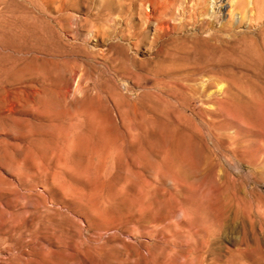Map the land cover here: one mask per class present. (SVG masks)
I'll use <instances>...</instances> for the list:
<instances>
[{"label": "rangeland", "instance_id": "obj_1", "mask_svg": "<svg viewBox=\"0 0 264 264\" xmlns=\"http://www.w3.org/2000/svg\"><path fill=\"white\" fill-rule=\"evenodd\" d=\"M148 1L0 0V264H264V1Z\"/></svg>", "mask_w": 264, "mask_h": 264}, {"label": "bare ground", "instance_id": "obj_2", "mask_svg": "<svg viewBox=\"0 0 264 264\" xmlns=\"http://www.w3.org/2000/svg\"><path fill=\"white\" fill-rule=\"evenodd\" d=\"M188 1H190V0H179V2H175V0H149L148 1L154 7L155 12H148L147 11L146 17H145V23L147 25L151 24V25L154 26V31H153L154 40H155V38H157L160 35V33L162 34L164 32H169V31H171L173 29H176V28H184V27H191V28L201 29V27H204V25H206V24H208L210 22V21H208V20H206L205 18L202 17V13L205 11L204 10L205 9L204 0H191V3H192V7L191 8H192V10H191V12L187 13L186 12V7H187ZM263 1L264 0H232L231 2H233L234 9H238L239 12L241 13V15H242L241 18L242 19H243V17H245L246 12L250 10V9L248 10V8H251V11L253 9H255V12H253V14H251V19H253V18L259 16V11L261 9L260 7L263 4ZM251 4L253 5L252 7H250ZM214 6L218 9V11L222 12V10H223V8L225 6L224 0H215ZM175 7H177V8H175ZM176 9L181 10L182 13L178 14L179 12L177 13ZM188 11H189V9H188ZM261 15H262V13H261ZM139 17H140V15H139ZM225 20H228V19H225ZM220 21H221V26L220 27H222V26L226 27L227 25H229L230 23L233 22L232 18H231V20H229L227 22H224L221 19H220ZM141 22H142V20H141ZM208 26L209 25H207V27ZM139 28H140V26H139ZM144 38L142 40H144ZM149 38H150V36H149ZM204 66L206 67V65H204ZM198 68H200V67H198ZM201 195L203 197H200L199 207L197 209L199 210V212L202 213L203 217L205 215H208V214H213V215L215 214L217 216L218 220H215L212 223V226H207V228H206V230L209 231V232H215L216 231L215 227L220 223L219 222L220 221V215L222 214L224 208H223V206H221V207L217 206V207H215L216 210H214L210 206L212 204H208L207 203V199L205 198L206 195H204V193L201 194ZM199 212H197V213H199ZM203 217H202V219H203ZM205 219H204V222H206ZM228 260H229L228 261L229 264H240L239 259L236 256V253H234V252H232V254L229 256ZM259 262H260V259H259Z\"/></svg>", "mask_w": 264, "mask_h": 264}]
</instances>
